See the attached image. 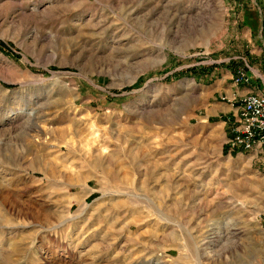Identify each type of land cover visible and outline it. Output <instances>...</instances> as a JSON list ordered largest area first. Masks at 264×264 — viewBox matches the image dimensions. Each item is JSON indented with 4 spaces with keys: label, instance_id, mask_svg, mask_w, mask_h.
<instances>
[{
    "label": "rangeland",
    "instance_id": "1",
    "mask_svg": "<svg viewBox=\"0 0 264 264\" xmlns=\"http://www.w3.org/2000/svg\"><path fill=\"white\" fill-rule=\"evenodd\" d=\"M0 41V264L264 260V171L226 145L263 0H0Z\"/></svg>",
    "mask_w": 264,
    "mask_h": 264
},
{
    "label": "built area",
    "instance_id": "2",
    "mask_svg": "<svg viewBox=\"0 0 264 264\" xmlns=\"http://www.w3.org/2000/svg\"><path fill=\"white\" fill-rule=\"evenodd\" d=\"M259 78L264 86V79ZM235 83L248 84L249 78L239 71ZM230 106L233 114L228 118L229 136L226 139L229 151L250 155L264 171V93L257 91V88L249 89L239 98H233ZM260 264H264V260Z\"/></svg>",
    "mask_w": 264,
    "mask_h": 264
},
{
    "label": "trees",
    "instance_id": "3",
    "mask_svg": "<svg viewBox=\"0 0 264 264\" xmlns=\"http://www.w3.org/2000/svg\"><path fill=\"white\" fill-rule=\"evenodd\" d=\"M260 1V0H259ZM264 1V0H263ZM0 52L3 53L6 56L12 57V58H18V56H15L13 54L10 53V47L5 45L3 42L0 41ZM226 121V120H225ZM227 136H229V134H227ZM224 152L227 151V147L225 146L223 149Z\"/></svg>",
    "mask_w": 264,
    "mask_h": 264
},
{
    "label": "crops",
    "instance_id": "4",
    "mask_svg": "<svg viewBox=\"0 0 264 264\" xmlns=\"http://www.w3.org/2000/svg\"><path fill=\"white\" fill-rule=\"evenodd\" d=\"M259 90V89H258ZM263 90H264V86H263ZM249 91V90H248ZM247 91V92H248ZM261 92V91H260ZM233 111L232 107L230 106V112Z\"/></svg>",
    "mask_w": 264,
    "mask_h": 264
}]
</instances>
